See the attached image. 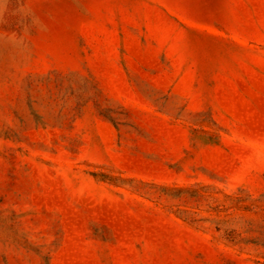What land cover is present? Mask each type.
Returning a JSON list of instances; mask_svg holds the SVG:
<instances>
[{
    "label": "rangeland",
    "instance_id": "374dc122",
    "mask_svg": "<svg viewBox=\"0 0 264 264\" xmlns=\"http://www.w3.org/2000/svg\"><path fill=\"white\" fill-rule=\"evenodd\" d=\"M0 264H264V0H0Z\"/></svg>",
    "mask_w": 264,
    "mask_h": 264
}]
</instances>
